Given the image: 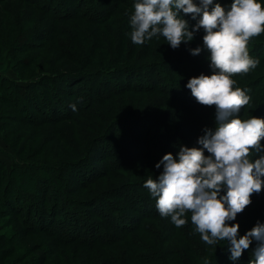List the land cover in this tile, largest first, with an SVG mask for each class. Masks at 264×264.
Here are the masks:
<instances>
[{"label": "trees", "instance_id": "obj_1", "mask_svg": "<svg viewBox=\"0 0 264 264\" xmlns=\"http://www.w3.org/2000/svg\"><path fill=\"white\" fill-rule=\"evenodd\" d=\"M10 1L13 2L11 4L19 2V4L25 6V12L23 11V13L28 14L29 21L25 23V20L19 21L16 18V20L7 18L8 20L3 21V23L8 24L6 31L0 25V55L5 52L3 57H0V121L13 120L15 123H19V126L27 124L34 126L58 125L73 119L84 123V121L98 118L96 108L100 105L109 102L111 99L122 98L132 93L143 95L161 92L167 96L168 101L173 102L176 100L177 103L186 105L192 111L195 110L187 99L190 89L185 87L182 91L172 88V86H186L184 82L169 79L172 81L169 84L170 86L163 85L164 87H162V78L159 75L164 72L165 60L156 61L155 59L151 61L147 57L148 62L144 63L133 64L129 61L131 57L125 51L128 46V39L123 41V50L121 54H119L121 50L118 51L119 56L112 49L113 44L111 43L108 58H103L94 64L90 62L89 66L80 63V66L76 67L49 69L40 73L39 77L31 80L24 79L25 75L20 71L17 80L9 77L8 73L10 71L20 70L17 67L18 61H16L18 56L25 54L30 57L32 55H29V52L32 50L52 49L54 40L56 41L58 36L63 35L67 26H69L67 31L70 32L73 24L76 25L77 31L68 35L64 33V36L70 42H75L78 51L72 47L74 51L72 50V54H69L67 59H73L78 54L77 52L79 54L83 52L84 55H87L90 51L86 50V45L82 41L80 42L79 39L84 36L86 39L83 41H88L89 36H95V33L92 27L87 28L83 24H102L107 19L99 13L100 9L98 7L94 9L95 4L91 0H0V3ZM112 1L128 6L131 14L134 13V4L138 2V0ZM196 2L198 3L199 0H196ZM233 2L234 0H213V5L210 8L217 3L220 5L224 3L221 6L229 9ZM180 15L185 16L182 11ZM200 18L202 17L193 20L190 15L184 17L188 20L189 25L193 27ZM6 23L4 26H6ZM198 33L201 35L200 31ZM154 38L166 39L162 35ZM249 44V47L252 46L250 56L257 59L259 65L263 64L264 43ZM186 45L185 50L187 51L190 43L187 42ZM148 48L151 53L153 50L152 44ZM182 48L179 47L178 50L185 53L184 48ZM61 50L65 52L64 49ZM124 52L128 55L125 56ZM139 52L141 56L142 53ZM48 54L45 53V56ZM140 56L137 57V60ZM175 61L179 67L174 70L180 71L184 74L183 78H185L186 69L193 66L191 61L183 56L174 58L173 62L175 63ZM262 85L264 88V75L261 80H256L251 84V87L256 91ZM170 89L174 90L175 93L172 94ZM243 90L247 94V90L245 88ZM73 104L76 105V111H73L70 107ZM2 106H8L9 111L3 109ZM197 106L200 108L202 105L197 104ZM203 107H205V118L213 120L212 129H215V107ZM244 108L247 109L248 105ZM138 110L140 109L135 107H125L124 109L121 108L119 114L117 109L113 112L107 110L105 112L107 114L106 122L109 121V124L106 125V128H102L98 123L90 124L95 134L90 138L87 146L81 149L82 154L81 152L77 153L80 157L75 161L66 162L69 154L61 151L60 155L63 156L61 160L43 159L39 163H34L27 160L29 155L27 158L22 159V150L26 151V147H23L17 153L12 149L15 148L14 145L17 141H11L10 148L14 151L15 158H17L11 169L7 168L4 161L0 160V220L3 217L7 218L0 225V264H45L51 258L47 255L50 246L53 245H50L51 241L57 242V246H66L69 249L72 248L70 247L72 245H78L84 250H93L103 245L110 246L116 241V237L118 239L125 237L123 239L125 240L144 219L158 216V213H154L151 209L153 206L152 200L136 190L134 188L135 183L132 182L123 184L119 188L107 187L105 192H109H102L101 196L98 195L99 193L96 195H72L86 189L85 179L89 181V177L98 175L99 171L96 169V165H91V159L94 156L95 160H101V158L105 160L106 165L103 168L108 167L107 173L109 175L115 176L116 169L123 166L120 149H117L111 143L113 139L118 140V145L125 144L131 148L133 147L135 149L133 152L141 159L151 156L158 162L163 159L164 155L169 153L178 158L180 148L188 147L181 143L176 135H173V131L169 133L164 125ZM130 111L133 113L126 116V112ZM246 111L248 112L246 119L253 116L264 119V89L261 98ZM5 124L0 125V130L6 131L7 124ZM128 127L134 132L124 134L121 130ZM107 128L108 131L106 132ZM101 131L102 133H100ZM9 133H6V140L8 141L10 140ZM142 136H145L149 143H145V140L141 139ZM261 144L264 146V141ZM150 149L151 151L153 149V151L151 152ZM130 152L132 153V151ZM105 172L103 171L99 175L102 176L101 179L105 178ZM122 178L126 179L127 176L122 175ZM72 180L76 181L74 183H79L75 189H71ZM111 189L113 191L110 193ZM121 203H124V205ZM130 211L133 212L132 215H130ZM238 221H240V218L237 215L236 220L231 222L237 223ZM247 222L254 227L258 223L257 221ZM9 226H11V231L8 229ZM133 226L136 228L134 229ZM189 230L178 232V234L189 237V233L193 231ZM26 236L31 239L26 240ZM37 237H39L37 240H39L41 246H44L42 244L45 243L46 249L41 246H37L35 250L31 246L26 245L25 248L19 246L22 241H28L29 244ZM174 237L171 236L170 240ZM198 237L202 240L199 233L194 236V238ZM139 243L135 244V252L138 255L141 252L150 251L145 247V244ZM256 243L251 244L250 248L245 250L237 261L231 260L230 252L225 251L226 248L231 247L229 242L217 241L214 245L205 243V248L199 247L198 249L195 247L193 250L189 249L187 254L191 257L185 254L186 263L179 262L175 264H197L194 262H203L199 264H250ZM225 245L226 247H224ZM42 249H45V253L41 252L42 257L37 262L32 254ZM69 249L64 252L69 254ZM78 251L80 254H84L81 249ZM89 252L85 253V258L84 260L81 259L80 263L92 264L91 258L98 257L89 254ZM154 253L151 250V255H154ZM149 254L150 252L147 253V256ZM147 256L144 258L140 256V259L144 264H153L154 259H149ZM12 257V261H9ZM108 260L111 259L108 258ZM103 261L105 260L103 259Z\"/></svg>", "mask_w": 264, "mask_h": 264}, {"label": "rangeland", "instance_id": "obj_2", "mask_svg": "<svg viewBox=\"0 0 264 264\" xmlns=\"http://www.w3.org/2000/svg\"><path fill=\"white\" fill-rule=\"evenodd\" d=\"M91 1H93L95 4L94 9L98 7V9H100L99 13L104 18L107 19L104 22H102V24H96V23L83 24L87 28L92 27L95 33V36L93 35L89 36L88 41H83L86 39V37L84 36H81L79 39L80 42L82 41L83 44L86 45V50L88 49V51H90L87 55H84L83 52L80 54L79 52H77L78 54L75 57H73V59H67V57H69L68 55L72 54V50H73L72 47L76 51H78L75 46V42L74 41L70 42V40H67V37L64 36V33L68 35L72 32L77 31L76 25L73 24L72 28H70V32L67 31L69 28V26H67V28L64 29L65 31L63 35L58 36L56 41L54 40V44L52 48L53 51H51L52 49L48 50L41 48L38 50L30 51L29 55L30 54L32 55L30 57L26 56L25 54L18 56L16 58V61H18L17 67H19L20 70L15 71L16 70L15 69L10 71L8 73V76L17 80V78H19L18 72L20 71L24 73L25 75L24 79L31 80L39 77L41 75L40 73L45 72L49 69H60L62 67H68V66L76 67V66H80V63L89 66L90 62L94 64L96 62H99L103 58H108L107 56H109V52H110L109 48L111 46V43L113 44L112 49H114V52L118 54V51L121 50V52L119 53L121 54L123 50L122 43L125 39H128L127 40L128 46L125 49V51L131 57V59H129L131 63L138 64V63L148 62L147 57H149L151 61H154L155 59L156 61L165 60L166 63H165L164 72L159 75L162 78V82H161L162 87L168 86L170 83H172V81L169 79H173V81L178 80V82L181 83L184 82L187 85L188 81L193 77H199L201 74L204 75L212 74V69L210 68V61L208 59L209 53L204 48V44H203L202 36L205 35L203 29L200 30L201 35H199V33H195L193 41L188 42L190 43V47L188 48L187 51L185 50V45L187 42L182 43L180 45V47L184 48L185 53L178 50L179 48L178 49L171 48V46L167 44V40L163 38L159 40L153 37L151 40H146L143 45H137L132 42L130 36V33L132 31L131 29L132 14L128 6L118 2H114L112 0H91ZM258 2L264 4V0H258ZM11 3L13 2L10 1V2L0 3V25L3 26L2 28L5 31L6 28L8 27V24L6 22L3 23V21L7 18L8 19L16 18L19 21L25 20V23H28L29 21L28 14L25 15L23 13V11L25 12L24 10L25 6H23V4H19V2H14L16 4H11ZM221 5H224V3ZM5 23L6 26H4ZM94 28H96L97 30ZM193 28H194L193 26L189 25V30H192ZM260 42L264 43V34L252 38L249 43H260ZM150 44H152L153 47L151 53H150V49L148 48ZM249 45H248V50L250 53L252 46L249 47ZM60 48L64 49L65 52H63ZM196 48H201L202 51L200 55L194 56L192 55L191 50H194ZM139 51H141L142 53L141 56L139 54L140 53ZM45 53H49V54L45 56ZM1 54L2 55H0V57H3L5 52H2ZM128 54H125V56H127ZM138 56H140V58H138L137 60ZM182 56L187 57L191 61V64L193 65L188 67V69H186L187 73H185V76L187 78L186 77L183 78L184 74H182L180 71L174 70L177 67H179L176 61L175 63L173 62L174 58L182 57ZM263 75H264V63L260 65L258 64L255 69L250 70L247 74H237L232 77L236 81L235 87H239L241 89L245 88V90H247V95L250 97V102L248 104L247 109L251 108L253 104L256 101H258V99H260L262 96V91L264 89L263 85L260 86V88H258L255 91V89L251 87V84H253L256 80L259 79L261 80ZM185 87H186L185 85L177 86V87L172 86V88L182 91L185 89ZM170 90L172 91V89ZM174 93L175 92L173 90L172 94ZM187 99L191 102L192 104L191 107L195 108L194 111H192V109H189V107H187L184 104L177 103L176 100L173 102L168 101L167 96L161 92H157L153 94L148 93L143 95H136L132 93L123 96L122 98H117V99L114 98L113 100L111 99L109 100V102L100 105L99 107L96 108V116L99 119L97 118L96 120L84 121V123L81 122L80 120L73 119L58 125L45 124L40 126H34L27 124V125L19 126L20 124L15 123L13 120H5L4 122L0 121V125H2V123L7 124L6 131L0 130V160L6 163L7 168L11 169L12 164L17 159L15 158L14 151L12 149H14L18 153L20 150L23 149V147H26V151L22 150L23 153L21 154L22 155L21 157L22 159H24L27 158L29 155V158L27 160L28 161L31 160L34 163H39L43 159L51 160V161L61 160V157H63L60 155L61 151L69 154V157H67L68 161L66 162L75 161L80 157L78 154L79 152H81V149L87 146L88 142L90 141V138L95 134V132L92 131L93 127H91L90 124L98 123L101 125L102 128L104 127L106 128V125L109 124V121L106 122L107 114L105 112L107 110L109 111L111 110V112H113L115 109H117L119 110L117 111L119 114L121 108L124 109L125 107L126 108L135 107L136 109H140L138 111H142L143 113L152 117L156 122L160 123L161 125H164V127H166L169 130V133L170 131H173V135H176L177 136L176 138H178L181 141V143H183L185 146L191 148L201 147L198 144V140L201 136L205 135V131H204L205 129H212L213 120L205 118L206 116L204 115L205 107L201 106L199 108V106H197V104L199 103L192 96L191 91ZM0 106H1V102H0ZM3 109L9 111L10 108L8 106L7 107L5 106ZM247 109H245L244 107L241 109L239 113V118L241 119L247 118L248 115V112L246 111ZM131 113L133 112L131 111L126 112V116H130ZM87 128L89 129L87 130ZM107 131L108 128L106 129V132ZM121 131L124 132V134L127 132L130 133L134 132V130H132L129 127L123 128V130ZM9 132H11L12 134ZM6 133L10 134L9 136L10 142L6 140V135H7ZM100 133H102V131ZM18 137L20 139L19 141H18ZM141 139L145 140V143L148 142L145 136H142ZM11 141L12 142L17 141L16 144L13 143L15 144L14 145L15 148L12 149L10 148L12 145ZM111 143H113V145H115L117 149H120V153H121L120 155L122 156L123 166H120L119 168L116 169L115 176L109 175V173H107L108 167H105L106 169L103 168L104 165H106L105 160H102V158L101 160L98 159L95 160L96 158L94 156V158L91 159V165L92 166L96 165L95 167L99 171V173H97L98 175L96 174L98 177L97 176L95 177V175H93L89 177V181L84 178L85 179L84 181H86L84 183L86 185L85 186L86 189H83L82 192H76L75 194L72 195H80V194L96 195L98 193H99L98 195H100L102 192L103 193L109 192V191L105 192L107 191L105 190L107 187L119 188L123 184L132 182L135 183L134 188L136 190H138L140 193H143L150 200H152L153 206L151 207V209L154 211V213H158V216L156 218L150 217L144 219V221L140 225H138V228L134 232H132L131 235L127 236L125 240H123L125 237L123 239L122 238L118 239L116 237V241L113 242L110 246L103 245L100 248H96L93 250L92 249L84 250L82 247L78 245H72L70 246L72 248L69 249L66 246L65 247L57 246V242L51 241L50 245L51 244L53 245L50 246L49 253L47 254L51 258L50 261H48L45 264H79L81 259L84 260L85 253H88L89 251H90L89 254L91 253L93 256H98L91 258L92 264H144L140 259V256L144 258L145 256H147V253L149 252L150 254L147 257H149V259H154L153 264H175L179 262L181 263L185 262L186 260L185 254H187L189 249L193 250L195 249V247L198 249L199 247L205 248V243L200 239V237L194 238V236L198 235V232L195 231V226L192 227L191 213L188 212L185 214V217H183L187 220V223L183 227L177 228L171 221L170 216L162 217L160 215V213L156 208V199L152 197L150 191L144 187L147 178L151 177L155 179L158 178L159 175L162 173L163 167H161L160 169H157L155 167L156 164L159 162L154 160L151 156L146 159H141V157H139L138 155L135 154V152H133L135 151L133 147L131 148L130 146H127L125 144L118 145L119 142L117 139H113ZM129 150L132 151V153ZM100 151L102 150L100 149ZM205 155H208L206 150H205ZM260 156H264V151L257 153L254 150H252L250 159L254 162ZM103 171L104 172L106 171L105 172L106 174H104L105 178L101 179L102 176L99 175H101ZM122 175H126L127 178L126 179L122 178ZM74 182L76 181L72 180L71 189H75L79 185V183L77 184ZM113 189L110 190V193L111 191H113ZM251 200H252L251 205L248 206L243 213L238 214L240 221H238L237 223L230 222V225H234V224L240 225L238 238L244 236L248 231L254 228V226H252V224L249 225L247 221H253V222L257 221L260 224H264V190H262L260 193L253 194ZM121 204L124 205V203ZM129 213L130 215L133 214V212L131 211ZM6 219H7L6 217H3V219L0 220V225L4 223ZM133 228L135 229L136 227L133 226ZM8 229L11 231V226H9ZM188 229H190L189 231L193 230L191 232L193 234L189 233V237L186 236L183 237L180 234H178V232H183ZM171 236H175V237L172 240H170ZM38 238L39 237H37L36 240H34L29 244L28 241L27 242L22 241L21 243H19V246L21 248L31 246V248L35 250L37 246H41V244H39L40 243L39 240H37ZM30 239L31 238H28L26 236V240H30ZM139 242L145 244L146 245L145 247L150 249V251L148 250L149 252H141L138 255V253L135 252L136 251L135 244ZM226 242L228 241H225V243ZM254 243H256L255 240H253L252 244ZM42 245H44L41 246L42 248L45 249L47 248L45 243ZM74 247L76 248V250ZM224 247H226V245ZM45 249H42L32 254L33 258L35 257L37 262H39V260L42 257L41 252L45 253ZM67 249H69L68 250L69 254L64 252ZM79 249L83 251L84 257L78 251ZM94 250H96L97 252H95ZM151 250L156 254L154 253V255H151ZM225 251L229 252V247L226 248ZM187 255L191 257V255L189 254ZM229 255H231V253ZM108 258H110L111 260H108ZM12 259L13 257L10 258L9 261H12ZM103 259L105 261H103ZM156 260L158 261L155 262ZM194 263L199 264L203 262H194ZM80 264H82V262Z\"/></svg>", "mask_w": 264, "mask_h": 264}, {"label": "clouds", "instance_id": "obj_3", "mask_svg": "<svg viewBox=\"0 0 264 264\" xmlns=\"http://www.w3.org/2000/svg\"><path fill=\"white\" fill-rule=\"evenodd\" d=\"M211 5L213 0H138L134 4L130 36L137 45L162 35L171 48L178 49L203 29L212 74L193 77L186 87L199 104L216 109V127L204 130L198 140L201 147H181L178 158L164 155L155 166L163 167L162 173L147 178L144 187L156 199L160 215L170 216L177 228L187 223L183 217L190 212L195 231L205 243L230 242V259L237 261L255 240L250 264H264V224L257 223L239 238L240 225H230L251 205L252 195L264 190V156L254 162L250 159L252 150L264 151V119L239 118L250 97L235 87L232 78L259 64L250 56L248 45L264 34V4L234 0L229 9ZM181 11L193 20L202 18L189 30ZM201 51L196 48L191 53ZM70 107L76 111L75 104Z\"/></svg>", "mask_w": 264, "mask_h": 264}]
</instances>
